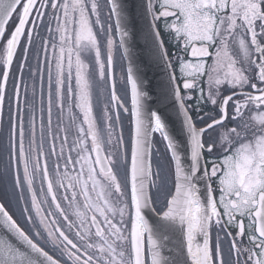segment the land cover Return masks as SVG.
<instances>
[{"label": "snow or ice", "instance_id": "1", "mask_svg": "<svg viewBox=\"0 0 264 264\" xmlns=\"http://www.w3.org/2000/svg\"><path fill=\"white\" fill-rule=\"evenodd\" d=\"M137 7L139 28L128 0H0V117L6 100L9 113L0 226L14 238L0 234V264H264V0ZM137 31L163 65L156 103L176 109L183 139L148 103ZM120 109L130 113L128 140ZM155 134L171 183L153 170Z\"/></svg>", "mask_w": 264, "mask_h": 264}, {"label": "water", "instance_id": "2", "mask_svg": "<svg viewBox=\"0 0 264 264\" xmlns=\"http://www.w3.org/2000/svg\"><path fill=\"white\" fill-rule=\"evenodd\" d=\"M139 3L140 0H128L129 7L132 8L135 15L137 28H139V26L143 24V21L140 19V10L137 7ZM133 45V55L141 71L144 73V77L147 82V89L152 96V99L148 103L153 108H158L159 111L163 114L169 125L170 131L178 138L183 139L182 133L180 131V117L177 115L176 109L172 106L171 103L167 105L156 103V96L159 92V82L163 78V65L157 66L153 64L149 57L144 53V41L139 31H137V35L135 41L133 42ZM203 190V186H201V191L203 192ZM147 216L152 220L156 219L155 214L151 212H147ZM0 234L8 235L10 239L14 240V238L11 237V234L7 233L2 226H0Z\"/></svg>", "mask_w": 264, "mask_h": 264}, {"label": "flooded vegetation", "instance_id": "3", "mask_svg": "<svg viewBox=\"0 0 264 264\" xmlns=\"http://www.w3.org/2000/svg\"><path fill=\"white\" fill-rule=\"evenodd\" d=\"M157 10H159L157 8ZM160 31L162 34V38L165 42V46L168 48L169 53L171 54L172 52L177 51V48L175 46V41L171 38V35L169 33H165L164 29H163V23L164 21L161 20L160 22ZM11 27V26H10ZM43 50L41 51V59L43 58ZM106 58V57H105ZM33 65H35V58L33 57L30 61ZM13 71L15 72V68L13 69ZM177 76H179V72L176 73ZM121 74H120V70L117 67V63H116V67H115V80H116V86H117V94L118 95H122V82H121ZM29 83V87H31V81H28ZM37 90H38V94H39V87H40V81L39 78H37ZM12 86V81L11 79L9 80V89H11ZM44 92H45V100L47 97V82H46V75H45V82H44ZM22 94H23V86H22ZM227 94V93H225ZM193 105H195V101L191 102ZM100 107H103V100H101V105ZM120 116H121V120L124 122V126L126 125V117L127 115L123 112V109H120ZM203 111L204 112H212L213 109L210 105L208 106H203ZM8 103L7 100L5 101V105H4V109H3V113H2V117H0V121H2L4 129H5V133L3 137H0V145L6 143V136H7V127H8ZM193 118L195 119L197 116V113L195 111L192 112ZM58 116H59V110L54 108L53 109V117H52V125H53V131L55 132L56 130V126H57V121H58ZM65 122H67V114L65 115ZM45 123H47V117L45 114ZM199 126V125H198ZM125 140H128L130 138V135L128 133H125ZM69 143H71V136L69 137ZM205 157L207 158V153H205ZM8 162V154L6 151H2L0 150V168H3ZM210 167V166H209ZM63 170V169H61ZM213 185L215 187V182H213ZM214 195L218 198L219 196V192L217 191L216 193H214ZM0 199L2 202H5L3 197L0 196ZM24 205L22 204H17L15 201L12 202V205L10 207V211L17 217L16 219L18 220V222L20 223V225L22 227H24L26 230L30 229L32 226L27 224L26 219L24 217H22L21 215V210L23 208ZM16 207V208H15ZM20 215V216H19ZM23 222H25L23 224ZM247 224V221L245 222ZM29 226V227H28ZM225 248H227V244L225 245Z\"/></svg>", "mask_w": 264, "mask_h": 264}, {"label": "rangeland", "instance_id": "4", "mask_svg": "<svg viewBox=\"0 0 264 264\" xmlns=\"http://www.w3.org/2000/svg\"><path fill=\"white\" fill-rule=\"evenodd\" d=\"M103 2H104V1L101 0V3H103ZM105 10H107L106 7L103 8V10H102V17H104V18H106V16H107V15H106L107 12H105ZM123 125H124V122H123ZM125 133H127V128H126V126L123 127V135H124V138H125ZM125 139H126V138H125ZM152 162H153V170L155 171V170H156V166H157V164H159L160 167H161V175L164 176V177H166L167 180H168V182H169L168 171H167V168H166L165 162H164L162 156L159 155V153H158L157 151H156V152L154 153V155H153V160H152ZM153 194H154V197L157 195L155 192H154ZM163 196H164V190L162 189V191L158 194V199H159V201H161V199H162ZM15 208H16V207H15ZM19 216H20V215H19ZM24 223H25V222H23V224H24ZM28 227H29V226H28Z\"/></svg>", "mask_w": 264, "mask_h": 264}, {"label": "trees", "instance_id": "5", "mask_svg": "<svg viewBox=\"0 0 264 264\" xmlns=\"http://www.w3.org/2000/svg\"><path fill=\"white\" fill-rule=\"evenodd\" d=\"M160 152V151H159ZM168 171V170H167ZM168 177H169V171H168ZM157 196V195H156ZM163 201V197H162V199H161V202Z\"/></svg>", "mask_w": 264, "mask_h": 264}]
</instances>
